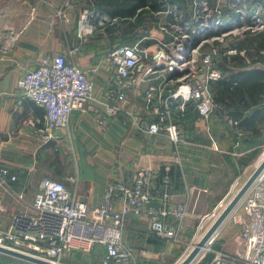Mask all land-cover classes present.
<instances>
[{
    "label": "built area",
    "instance_id": "obj_1",
    "mask_svg": "<svg viewBox=\"0 0 264 264\" xmlns=\"http://www.w3.org/2000/svg\"><path fill=\"white\" fill-rule=\"evenodd\" d=\"M143 9L149 11L142 17L146 25L143 35L133 43L107 50L111 87L106 91L103 116H120L125 127L137 132L163 133L177 147L186 143L178 120L188 103L203 120H210L218 107L212 84L235 68L223 62L238 54L246 56V50L234 43L264 32V13L256 7L247 20L248 7L242 0H151ZM93 15L97 16L91 9L80 15L79 33L84 28L92 31L93 27L84 23ZM98 19L99 25L115 21L106 15ZM20 32L0 31V56L14 47ZM247 62L260 64L248 58ZM143 85L141 112L136 113L129 93L138 94ZM19 87L20 98L28 97L44 108L50 129L67 127L72 110L97 112L91 102L90 77L60 53L40 57L22 74ZM157 174V170L140 167L109 179L97 206L80 199L76 187L70 189L62 180L42 177L31 197L15 192L16 206L8 226L0 229V245L58 264L68 255H88L98 245L103 249L100 264H136V254L124 239L128 217L146 220L150 236L172 243L181 241L187 219L184 203L169 204V172L160 176L159 186ZM16 179L15 173L0 169V186L10 187L9 181ZM222 206L220 203L205 213L196 231L216 219ZM230 215L240 229L233 237L236 247H210L212 256L206 264H264V171Z\"/></svg>",
    "mask_w": 264,
    "mask_h": 264
},
{
    "label": "crops",
    "instance_id": "obj_2",
    "mask_svg": "<svg viewBox=\"0 0 264 264\" xmlns=\"http://www.w3.org/2000/svg\"><path fill=\"white\" fill-rule=\"evenodd\" d=\"M99 2L0 0V31L21 30L14 47L0 56V169L17 175L15 181H9L10 187L0 186V229L9 224V216L16 206L15 192L22 191L31 197L42 177L62 180L70 189L76 187L80 199L97 206L102 202L109 179L147 167L158 171L159 186L160 176L168 171L172 182L169 204L186 205L187 219L181 241L172 243L152 237L148 234L147 221L131 216L126 220L124 231V239L136 254V264H157L165 255L178 253L186 234L192 229L196 231L205 213L226 197H234L236 179L242 168L252 164L258 149L264 145V87L248 90V83L253 81L248 73L264 69V45L259 46L264 42L261 38L264 32L252 35H259L252 45H241L249 37L241 38L236 44L246 50V56L238 54V59L232 56L230 62H223L235 68L230 67L228 75L221 80L242 79L246 87L240 86L237 94L215 93L214 86L218 82H214L212 92L219 99L216 111L210 120H203L195 109L188 111L185 120H178L186 143L174 147L163 133L137 132L125 127L120 116H103L106 91L111 87L107 50L135 42L143 35L146 25L142 16L139 19L110 17ZM242 4L248 7L244 14L247 20L256 7H261L264 13V0H242ZM85 9L93 10L97 16H89L84 23L93 27L91 32L84 28L79 33L83 23L80 15ZM102 15L115 21L99 25L98 17ZM59 53L90 77L91 102L97 112L72 110L67 127L50 129L44 119V108L28 97L20 98L19 85L22 74L34 67L40 57ZM247 58L260 64L253 66ZM257 75V81H264L263 75ZM140 88L138 94L129 93L136 113L141 112L146 86ZM229 111H236L237 117L229 116ZM102 118L100 124L98 119ZM40 128L45 130L39 131ZM260 157L261 154L256 164ZM70 177L77 183L71 182ZM235 229L230 236L231 250L236 247L233 237L240 230ZM102 252L100 246L94 247L90 263L98 262ZM11 260L16 264H21L19 261L31 263L0 252V264Z\"/></svg>",
    "mask_w": 264,
    "mask_h": 264
},
{
    "label": "rangeland",
    "instance_id": "obj_3",
    "mask_svg": "<svg viewBox=\"0 0 264 264\" xmlns=\"http://www.w3.org/2000/svg\"><path fill=\"white\" fill-rule=\"evenodd\" d=\"M250 37V36H247ZM239 40H236V42ZM236 42L234 44H236ZM258 153L256 154L255 158L251 161L252 164H250L249 166H245L242 168L241 170V174H239L240 176L238 177V179H236V186L234 188L233 194L235 192H237V190L240 189V187L243 185V183L247 180V178L252 174V172L256 169V158L259 157V155L264 153V145H262V147H260L257 151ZM232 194V195H233ZM232 199V197H226L224 199L223 206L220 207L219 211H221L224 208V205H226L230 200ZM215 218H213L212 220H210V222L203 228L201 229L199 232L195 231V230H191L189 233L186 234L185 236V243L180 245V250L178 251V253L174 254L171 253L169 255H165L164 259L161 260H157V264H176L178 263L180 260H182L187 254L188 252L191 250L193 243H196L200 240V238L202 237V235L205 233L206 229L208 228V226L213 222ZM235 228H239L234 221L232 220L231 215L228 216L225 220V222L219 227V232H217L216 238L213 241L212 244H207V246H205L204 249H202V251L200 252V254L192 260V262L190 264H206L207 259L211 258L212 253L210 252L209 248L210 247H216L217 246H223V248H230L229 250L233 249V245H232V240L230 237L235 231ZM17 260V259H14ZM98 262H99V257H98ZM21 264H32V263H24L22 261ZM62 262L64 264H99L98 262H91V258H90V254L88 255H82L80 253L76 254L75 257L73 256H67L64 257L62 259ZM5 264H16L15 261L9 262V263H5ZM18 264V263H17ZM156 264V263H153Z\"/></svg>",
    "mask_w": 264,
    "mask_h": 264
},
{
    "label": "trees",
    "instance_id": "obj_4",
    "mask_svg": "<svg viewBox=\"0 0 264 264\" xmlns=\"http://www.w3.org/2000/svg\"><path fill=\"white\" fill-rule=\"evenodd\" d=\"M101 3L100 5L104 7V9H106V11H108L110 17H115V18H123V19H129L132 17H135L136 19H139V17H143V14H145V12L147 10L145 9H141L140 11H137V9L142 6H146L147 0H99ZM151 6H153V4H151ZM132 24V23H131ZM264 34V33H263ZM259 36V35H258ZM258 36H252L247 38L245 41L241 42V45H245V44H251L254 43V41L257 39ZM262 40L264 41V35L261 37ZM240 44V43H239ZM263 46V44H259V46ZM233 59H238V56L233 57ZM239 73V72H238ZM237 73V76H238ZM258 73V75H263L264 76V69H258V70H253V72H249L247 75L251 76L249 77L251 80H253L251 83H248V90H254V89H262L264 87V81H257L256 80V74ZM257 75V76H258ZM236 76V75H234ZM236 76V77H237ZM229 82L225 81V80H220L214 87L216 89L215 93H224L225 91L231 92L233 94H237V92H240V86H245V81H242V79H237L234 80L233 82L228 80ZM236 81V82H235ZM233 87V91H231ZM246 87V86H245ZM216 100L218 101L219 99L217 97H215ZM224 107L221 109L223 110ZM188 111H193V107L192 104L189 102L187 105V109L185 114L183 115L182 118H180V121H183L186 119V114ZM216 111V110H215ZM227 112V111H225ZM236 111H229L227 114L229 116H233V117H237V114L235 113ZM209 258L207 259V261H209ZM206 261V262H207Z\"/></svg>",
    "mask_w": 264,
    "mask_h": 264
},
{
    "label": "water",
    "instance_id": "obj_5",
    "mask_svg": "<svg viewBox=\"0 0 264 264\" xmlns=\"http://www.w3.org/2000/svg\"><path fill=\"white\" fill-rule=\"evenodd\" d=\"M163 95L167 94V90H164ZM262 163L256 166V169L252 172V174L247 178V180L243 183L240 189L235 193L234 197L226 204L224 209L220 212L221 214L212 222V224L208 227L207 231L202 235L200 240L196 243H193L191 250L188 254L180 260L176 264H190L193 259H195L202 249L205 248L211 237H213L219 227L225 222L226 218L231 214V211L240 203L241 199L244 197V194L252 187V185L256 182V178L264 171V159L261 161ZM0 252L5 253L7 255H12L24 261H29L34 264H58L46 258H40L30 253H24L13 248H7L0 245ZM63 264V263H60Z\"/></svg>",
    "mask_w": 264,
    "mask_h": 264
},
{
    "label": "bare ground",
    "instance_id": "obj_6",
    "mask_svg": "<svg viewBox=\"0 0 264 264\" xmlns=\"http://www.w3.org/2000/svg\"><path fill=\"white\" fill-rule=\"evenodd\" d=\"M263 159H264V153L261 155V157H260L259 160L257 161V164H256V165H257V166L260 165V164L262 163L261 161H262ZM146 255H148V254H146Z\"/></svg>",
    "mask_w": 264,
    "mask_h": 264
}]
</instances>
